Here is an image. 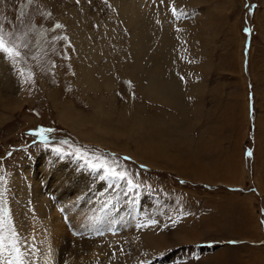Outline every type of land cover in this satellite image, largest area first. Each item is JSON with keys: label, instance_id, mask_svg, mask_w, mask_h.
Segmentation results:
<instances>
[{"label": "rangeland", "instance_id": "374dc122", "mask_svg": "<svg viewBox=\"0 0 264 264\" xmlns=\"http://www.w3.org/2000/svg\"><path fill=\"white\" fill-rule=\"evenodd\" d=\"M149 3L153 6L151 10L165 7L153 20L155 27L159 25L161 31L166 27L174 39L172 56L177 58L167 69L186 90L183 99L186 108L174 113L170 104L156 103L144 96L143 112L151 113L149 119L153 122L158 120L157 111L162 117L175 114V121L166 116L164 124L155 128L166 129L173 142H160L161 147L146 157L141 156V147H137L142 141L136 144V140L112 134H105L104 138L110 139L107 144L94 138L89 140L69 123L71 115V120L62 115L68 107H73V118L76 110H84L90 116L94 111L90 98L81 92L78 78L79 65L86 60L82 55L87 51L78 45L73 30H79L81 25L91 27L88 36L93 34L95 45L102 40L110 44L113 55L122 53L127 58L123 61L134 64L130 26L121 19L114 0H79V3L77 0H0V57L6 65V69L0 70V97L5 94L0 98V264L69 261L67 257L60 261V257L49 263L46 253L40 257L42 248H39L46 245L50 232L41 221L43 226L37 228L43 237L38 239L31 220L35 218L32 214L38 201L39 192H36L45 193L46 200L63 197L57 187L62 180L57 176L59 170L70 173L72 169L82 174L79 180L71 177L81 183L80 198L72 199L70 193L64 199H70L69 202L61 206L55 202L57 205L54 203L52 208L53 215L62 209L63 216L71 205L81 213L80 227L65 220V235L62 231L57 233L66 242L64 248H72L77 238L91 236V242L98 239V243L124 250L114 251L109 260L99 252L94 256L98 260L95 264H210L213 248L199 243L202 250L191 258L188 251L195 248L190 246L193 241L188 238L196 240L199 231L209 234L199 240L250 237L249 233H233V229L227 230L233 234L215 236L216 232L227 233L223 228L228 225L220 228L218 220L201 223L203 213L212 214L213 206L219 203L223 212H230L231 218H240L236 219V224L241 222L239 226H248L252 220L258 228L255 239L262 238L263 245L264 0H146L142 5L150 6ZM131 10L135 13L133 6ZM57 24L63 27L57 28ZM160 36L152 33L149 55L161 49ZM100 55L103 63L106 56ZM145 59L144 65L149 57ZM146 65L151 68V63ZM6 71L10 79L7 81ZM10 81L12 86L6 87ZM117 82L115 104L120 111L116 110L108 124L127 132L126 122L115 117L122 114L121 109L130 100L134 101L129 103L130 115L138 113L141 96L136 94V83L128 75H117ZM104 101L108 103V98ZM114 119L121 124L114 125ZM89 122L85 132L88 128L94 130ZM41 128L52 130L41 134L46 140L37 132ZM35 133L40 136L36 137ZM77 150L94 163H107L126 173L125 177L101 179L104 170H92L85 160L77 158ZM184 181L190 185H183ZM197 183L209 185L194 186ZM11 206L14 215L25 210L20 216L21 224L13 219ZM52 212L46 216L50 223L55 219ZM143 228L152 233L148 234V244L141 249ZM217 228L220 230L215 232ZM50 234L48 238L53 235ZM230 240L241 242L238 247L247 249L246 258L241 250L233 251L241 255V264H245L244 260H254L247 240ZM227 241L221 242L222 245L238 248ZM50 247L43 249L50 251L53 245ZM228 255H232L231 249L226 250L223 264H230ZM200 258L203 260L198 261Z\"/></svg>", "mask_w": 264, "mask_h": 264}, {"label": "bare ground", "instance_id": "6f19581e", "mask_svg": "<svg viewBox=\"0 0 264 264\" xmlns=\"http://www.w3.org/2000/svg\"><path fill=\"white\" fill-rule=\"evenodd\" d=\"M114 2L116 4V7L119 9L121 13V19H123L124 22L128 26H130V30L132 34L131 40L134 45L131 49L133 59L135 60L133 62L134 64L126 63L125 61H123V58H126V57H123L122 53L118 55L116 54L117 53L116 52L115 53L116 55H113V51H112L110 44H107L106 42H102V40L100 41L101 44L99 43L95 45L96 43L92 42L93 34L92 36L89 35L90 37L88 36V32H92L90 31L91 29L90 26H89L90 28H87L85 25H81L79 30L77 29L76 31L73 30L75 37L77 38L78 45L81 46L83 49L85 48V50L87 51V53L82 56L83 58L84 57L86 58V60L88 61L87 62L88 64H85L86 60L82 58L84 61H82L83 63L82 65H79L78 78L80 79L81 92L85 93V95H87L90 98V100L93 103L94 111L90 116L89 114L85 113L84 110L82 111L76 110V112L74 110L73 112H75V114H73L74 115V118H73L72 117L73 107L70 106L72 109L71 108L69 109L68 107L66 109V112H64L62 115L68 116V119L66 118L67 120H71L70 119V115H71L72 120L69 121V123H71L72 125H75L74 128L78 132L81 130L80 134L84 137H88L89 140L94 138L95 140L100 141L102 144H107L110 142V139L104 138L105 134H112L116 137L121 136V137H124L132 141L136 140L135 142L136 144H137V141L140 140L142 141V143L137 144V147L139 148L141 147V151H142L141 156L147 157L148 154L151 153L152 151L158 150V147L160 146V142H163V141L173 142L174 138L170 134H168L166 129H161L160 131L155 129V128H158L160 124L161 125L164 124V120H165L164 117H166L167 115L162 117L160 115V112L157 111L156 115L158 117V120L153 122V119H149V114L151 113H148L147 111L143 112L146 109V105H145L146 99L144 98V96H146L148 100L156 102V103L170 104V106H172L173 111L175 110L174 111L175 113L178 110L181 112L182 108L185 107L183 99H184V96H186L185 95L186 90L185 88L182 87L183 86L182 82L174 76V73L172 75L171 73H169L167 69V67L169 68V66L171 65L172 61L176 60L177 58L176 53H175L176 58L172 56L174 53L173 45L175 44L173 43L174 39L173 40L171 39L172 34L169 33L166 27L163 28V31L157 32L159 29L158 28L159 25L156 24V27H155V21L153 20L154 17L158 14V11L159 12L164 11L165 7L163 6L164 7L163 10H161V8H163L162 6L159 7V10H155V9L151 10L153 9V6L150 3H149L150 6L147 4H145L144 6L142 5V2L145 3L146 0H114ZM131 6L134 7L135 13L132 12ZM142 9L144 11L146 9L150 12L148 11L142 12ZM164 24L165 26H167L166 19H165ZM153 32L158 36L162 35L158 38V44L162 46L160 50L159 49L156 50L154 55L153 54L149 55L148 52H149V49L151 48ZM113 33L114 32H112V36H113ZM113 40L115 41V37H113ZM90 47L92 48V51L89 50ZM101 53L105 54L106 56L105 61L103 63L100 62L102 58L100 55ZM146 56L149 57V60L147 59L148 60L147 62L151 63V65H149L151 66V68L149 69L147 68V65H146L147 62L145 65L143 64V61L146 60L145 59ZM0 61H1L0 63H2L0 64V70L6 69V65H5V62L3 61V58L0 57ZM151 61H153L154 64ZM7 74H8V71H6L5 77H4L6 81L10 80L7 77ZM117 75H126V76L128 75L129 78L133 79L134 82L136 83V90H137L136 94L139 93L138 95L141 96V102H138L140 106L139 109L141 112L138 111V113L136 112L132 116L130 115L132 114L131 113L132 109L130 108L129 103H132L133 101V100H130L128 105L124 104V107L121 109L122 116L118 115V117H115L118 119L121 118L123 123L126 122L127 132L115 130L111 127L110 124H108V122H112V117L114 116V114H116L115 113L116 110L120 111V108H118L116 106L117 104H115L117 100V98L115 97L116 96L115 89L118 84ZM8 85L9 86L6 85V87L12 86L11 81L9 82ZM2 94L3 96L5 95L4 93ZM3 96H1L0 98H2ZM106 98H108V103L104 101V99ZM173 111H171V113H173ZM67 112L71 114L68 115ZM162 114L164 115V113ZM168 116H171L172 120L175 119V114H170ZM89 120L92 123L91 125L94 126L93 127L94 130H89L88 128V131L85 132L84 127L89 122ZM116 120L117 119L113 120L114 125L121 124L120 121H116ZM76 124L78 125V128L76 127ZM81 128H83L84 131H82ZM166 128H168V126ZM172 129L173 131L175 130L173 127ZM38 135L39 134H37V136ZM131 155H133L134 157H137L138 154L136 155V153L131 152ZM80 175L82 174H80L79 171L74 170V169H72L70 173L59 170L58 176L57 174L56 176L58 178L60 177V179L62 180V183H59L57 187L60 188V195H62L63 197H60V198L57 197L56 201L46 200L45 193H42L41 190L40 191L38 190L36 192V193L39 192L36 198V200L38 201L35 204V208H34L35 212L32 214L35 218H32L31 220V227H32L33 233L35 234V236L38 237V239H41L43 237V234L42 235L38 234V228H37V227L41 228L43 226V225L40 226L41 221H42V224L46 223L47 225L46 230L47 231L49 230L48 233L49 232L53 233L51 238H48V235L50 233L46 236V245L44 246L40 245L41 247L39 246L40 247L39 249L42 248V251L39 250L40 257H42L44 253L48 254L47 258H49V263H53L55 261V258L58 259L62 257L60 261H63L64 257H67L69 261L61 262V263L63 264H95V261H98V260L94 256L96 254H99V252L103 253L104 259L106 260L110 259V256L112 255L114 251L124 252V250L121 247H117V246L115 247L105 242L98 243L97 242L98 239H94L96 241L91 242L89 241L91 236L90 237L86 236L84 239L77 238V241L73 242V245L74 243L75 245L72 248H70L69 246L68 248H64V245L66 244V242L64 241V239L61 240V237H58L57 233L62 231L63 235H65L64 233L65 232V229H64L65 220H69L72 223V225L80 227L79 224L80 222H82L81 213L80 211L73 210V207L71 205L69 210L67 208V211L63 212V216L61 214L62 209L59 210L60 213H55V215H53L52 208L55 202L58 204V206L64 205L65 203L69 202L70 199L69 200H64V199H67L70 193L72 194V197H73L72 199L77 200L78 198H80L79 192H80L81 183L78 181ZM71 177H75L78 180L76 181L75 179ZM69 183H73V186H70ZM37 187L38 185L36 186V190H37ZM10 209H11V215L13 216V219L15 220L16 224L17 222L21 224L20 216L25 210L23 209L20 211V213H17L16 215H14L13 207L11 206ZM53 211L55 212V210ZM51 212H52V216L55 217L54 222L51 221L53 223H50V218H49V221L46 219V216ZM93 229H96V227H94ZM76 232H78V230ZM149 233H152V230L148 228L142 229L141 244H139V248L142 249L143 246H146L148 244V234ZM38 239H37V242L41 243ZM47 245L51 247L53 245L52 250L45 251L43 248ZM132 249L133 251L137 250L134 248ZM122 256H124L123 257L124 259L126 258L125 255H121L120 258Z\"/></svg>", "mask_w": 264, "mask_h": 264}, {"label": "crops", "instance_id": "0c3cea01", "mask_svg": "<svg viewBox=\"0 0 264 264\" xmlns=\"http://www.w3.org/2000/svg\"><path fill=\"white\" fill-rule=\"evenodd\" d=\"M161 30L162 29H160V30L158 29V32H160ZM204 184H205V186L209 185V184H206V183H203V184L197 183L194 186H198V185L204 186ZM183 185H185V186L190 185V182L189 181H184ZM216 204H218V203H216ZM221 204L222 203H219L218 204L219 206H217V205L213 206L212 214H206V213H203L204 215L201 214V215H203V217H201L202 218L201 223H203L205 225V224L211 222V224H212L213 222H216L218 220V222H220L219 223L220 225L224 224L222 227L219 225L220 228H223L225 226V224L228 225V227H226V229L223 228L224 231H227L229 229H233L232 230L233 233H239V232H242L243 234L249 233L250 237L249 236H244L242 238H239V237L238 238H212V240L209 238V239H206V240H199L200 237L209 235V234H206V231H203V232L199 231L196 240L194 239L195 237L188 238V240H191L193 242L196 241L197 242V246L199 245V243L204 242L205 246H207L208 248H213L214 257L213 258H211V257L209 258L210 259V264H211V262H213V264H223L222 260L223 259L226 260V250H228V249L232 250V255L231 256L228 255L229 258H230L229 259L230 264H241V255L238 252H233V251H235V250L240 251L241 250L240 253L242 252L241 254H243V256H245L246 253H244V252H246L247 249L242 250L240 247H238V245H240L241 242L236 244V241H233V240H230V239H235L237 241L247 240L251 244V246L248 248V251L254 253V256L252 257L254 260L253 261L252 260H247V261L244 260L245 264H248L249 263L248 261H252L251 264L252 263H254V264H264V243H263V245H261L262 238L255 239L258 236V228H257V226H254L253 221L251 220V224H249L248 226H246V224H245V226L247 227V229L245 230V226H243V224H241L240 226L238 225L241 222L236 224L237 221L240 220V218H238V219L235 218V217L231 218L230 217L231 216L230 212L225 213V212H223L221 210L222 209V207H221L222 205ZM199 209H202V208H199ZM197 212H199V211H197ZM175 214H177L176 210H175ZM199 216H198V218H199ZM236 219H237V221H236ZM258 222H259V219H258ZM241 226H243V227H241ZM259 226H260V224H259ZM219 230L217 228V229H215V232L219 231ZM233 233H230V234H233ZM230 234L227 231V233L226 232L225 233L216 232L214 235L215 236H222V235H230ZM214 235L212 234V236H214ZM207 240H209V241H207ZM226 240H229V241H227V244L236 245V247H238V248L229 247L227 245L223 246L221 242L226 241ZM205 241H207V242H205ZM193 242H192V244H190V246L191 247L193 246V248H195V249H193V252H192V250L188 251L190 253V257L191 258H192V254L193 253H196V252L199 251V249H201L199 246L198 247L194 246ZM186 244H189V243H186ZM194 244H196V243L194 242ZM241 245H245V244H241ZM186 251H187V249H186ZM191 258H190V260H191ZM245 258H246V256H245ZM202 260L203 259L200 258L198 261H202Z\"/></svg>", "mask_w": 264, "mask_h": 264}, {"label": "snow or ice", "instance_id": "6c2138e0", "mask_svg": "<svg viewBox=\"0 0 264 264\" xmlns=\"http://www.w3.org/2000/svg\"><path fill=\"white\" fill-rule=\"evenodd\" d=\"M161 2H163V0H161ZM77 3H79V0H77ZM173 12H175V9H173ZM56 27L60 28V27H63V25L57 24ZM8 51L11 52L12 50L8 49ZM16 55H19V53H16ZM48 131H52V130L51 129L41 128L39 130V133L42 134V133H45V132H48ZM34 135H36V134H34ZM41 139L42 140H46L47 137L41 135ZM57 151L59 152L61 150L57 149ZM77 158L85 160V162L88 164V166L92 170H101V169H103L104 170V176H101L100 177L101 179H104L105 177H113V178L123 179L125 177V175H126V173H124V172L116 171L115 168L109 167V165L107 163H94L91 159H88L87 157L80 155L79 154V150H77ZM97 159H100V158H97ZM126 159H130V158H126Z\"/></svg>", "mask_w": 264, "mask_h": 264}]
</instances>
